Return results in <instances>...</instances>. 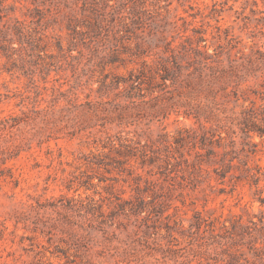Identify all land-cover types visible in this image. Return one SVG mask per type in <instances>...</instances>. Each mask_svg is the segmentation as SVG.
I'll return each mask as SVG.
<instances>
[{"label":"rangeland","instance_id":"obj_1","mask_svg":"<svg viewBox=\"0 0 264 264\" xmlns=\"http://www.w3.org/2000/svg\"><path fill=\"white\" fill-rule=\"evenodd\" d=\"M246 117L264 0H0V264H221L264 219Z\"/></svg>","mask_w":264,"mask_h":264},{"label":"trees","instance_id":"obj_2","mask_svg":"<svg viewBox=\"0 0 264 264\" xmlns=\"http://www.w3.org/2000/svg\"><path fill=\"white\" fill-rule=\"evenodd\" d=\"M245 121L246 138H250V132L264 138V125L256 124L250 117H246ZM213 232V230L210 231L201 246L205 254L208 251L214 253V256L210 258L214 262L264 264V219L262 217L258 221L250 219L245 224L235 221L228 227L222 225L219 232Z\"/></svg>","mask_w":264,"mask_h":264}]
</instances>
